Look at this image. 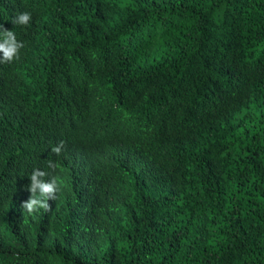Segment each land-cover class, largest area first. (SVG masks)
Listing matches in <instances>:
<instances>
[{
    "label": "trees",
    "instance_id": "16d2710c",
    "mask_svg": "<svg viewBox=\"0 0 264 264\" xmlns=\"http://www.w3.org/2000/svg\"><path fill=\"white\" fill-rule=\"evenodd\" d=\"M0 25L25 45L0 264H264V0H0ZM36 168L57 198L30 215Z\"/></svg>",
    "mask_w": 264,
    "mask_h": 264
},
{
    "label": "clouds",
    "instance_id": "9594fccd",
    "mask_svg": "<svg viewBox=\"0 0 264 264\" xmlns=\"http://www.w3.org/2000/svg\"><path fill=\"white\" fill-rule=\"evenodd\" d=\"M31 21L30 12L16 13L12 23L19 25H28ZM25 45L22 41L17 40L14 31L4 28L0 25V63L11 64L13 61L20 58V50ZM64 148L63 141L59 144L52 146L51 152L59 156ZM47 167L52 171H55L58 164L52 160H49ZM50 173L39 168H36L30 174V184L27 186V190L31 193L30 197L21 202L20 208L26 211L28 214H33L39 209H43L45 212L51 209V205L48 201L56 200L57 196V184L56 178L52 177L49 181H46L44 177L49 176Z\"/></svg>",
    "mask_w": 264,
    "mask_h": 264
}]
</instances>
